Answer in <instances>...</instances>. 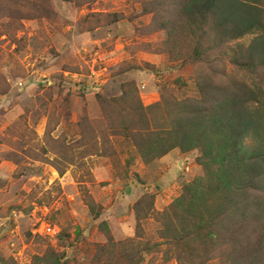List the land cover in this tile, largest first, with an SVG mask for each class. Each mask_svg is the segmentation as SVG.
<instances>
[{
    "label": "rangeland",
    "instance_id": "obj_1",
    "mask_svg": "<svg viewBox=\"0 0 264 264\" xmlns=\"http://www.w3.org/2000/svg\"><path fill=\"white\" fill-rule=\"evenodd\" d=\"M148 2L0 0V264H178L157 215L204 176L200 151L145 162L121 98L195 97L205 66L161 51Z\"/></svg>",
    "mask_w": 264,
    "mask_h": 264
},
{
    "label": "trees",
    "instance_id": "obj_2",
    "mask_svg": "<svg viewBox=\"0 0 264 264\" xmlns=\"http://www.w3.org/2000/svg\"><path fill=\"white\" fill-rule=\"evenodd\" d=\"M146 8L165 34L162 52L205 66L195 97L162 93L143 105L131 89L121 98L123 135L145 162L175 148L200 151L204 176L157 215L166 254L191 264L210 245L222 264H264V0H151ZM247 36L249 45L235 42Z\"/></svg>",
    "mask_w": 264,
    "mask_h": 264
}]
</instances>
